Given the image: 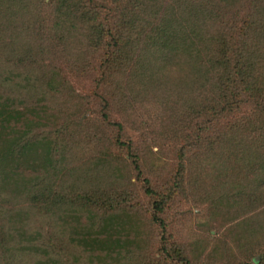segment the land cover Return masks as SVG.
I'll return each mask as SVG.
<instances>
[{"label": "trees", "instance_id": "1", "mask_svg": "<svg viewBox=\"0 0 264 264\" xmlns=\"http://www.w3.org/2000/svg\"><path fill=\"white\" fill-rule=\"evenodd\" d=\"M186 189L235 215L210 243L171 236ZM0 264H264V0H0Z\"/></svg>", "mask_w": 264, "mask_h": 264}, {"label": "rangeland", "instance_id": "2", "mask_svg": "<svg viewBox=\"0 0 264 264\" xmlns=\"http://www.w3.org/2000/svg\"><path fill=\"white\" fill-rule=\"evenodd\" d=\"M72 83L75 89L81 94L87 93L88 86L86 81L82 83L72 81ZM125 136L130 138L134 148L143 154L141 140L147 137V135L144 132H135L128 127H125ZM148 138L149 137H147V139ZM167 140L168 143H166L165 148L160 150L157 155L143 154L145 158L142 160L141 167L144 168L146 176L150 180L153 188L168 183L172 174V169L177 162L175 158L177 142L174 140L171 141L170 138ZM147 141L149 142V139ZM151 147L152 152H155L156 148L153 146ZM129 179L130 183H128L129 187L127 189L133 193L137 191V198H134L132 204L128 203V205H134L136 202V207H145L147 199L140 196L138 181H134L132 176L129 177ZM202 202L203 200L193 192V189H188V191L186 189V192L175 197V199L168 205V208L164 210L163 216L169 225L168 229H170L171 236L175 238L176 241L186 240V242H188L193 238H199L202 241L207 240L210 243L221 234V231H216V227L220 226L227 217H235V215H232L231 213L224 218V215L217 217L215 214L208 211L204 207L205 204ZM209 234L210 237L208 236ZM140 245L143 246V243Z\"/></svg>", "mask_w": 264, "mask_h": 264}]
</instances>
